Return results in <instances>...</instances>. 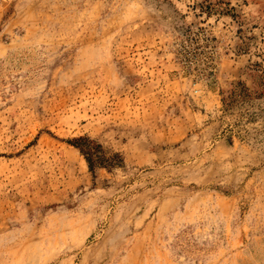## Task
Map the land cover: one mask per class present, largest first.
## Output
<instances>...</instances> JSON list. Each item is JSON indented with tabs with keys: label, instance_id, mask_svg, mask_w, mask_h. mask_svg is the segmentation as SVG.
<instances>
[{
	"label": "rangeland",
	"instance_id": "1",
	"mask_svg": "<svg viewBox=\"0 0 264 264\" xmlns=\"http://www.w3.org/2000/svg\"><path fill=\"white\" fill-rule=\"evenodd\" d=\"M0 264H264V0H0Z\"/></svg>",
	"mask_w": 264,
	"mask_h": 264
},
{
	"label": "trees",
	"instance_id": "2",
	"mask_svg": "<svg viewBox=\"0 0 264 264\" xmlns=\"http://www.w3.org/2000/svg\"><path fill=\"white\" fill-rule=\"evenodd\" d=\"M84 146V145H83ZM82 151L84 152L88 162L90 163V166L92 165V161H93V152H91V149H89V147H82Z\"/></svg>",
	"mask_w": 264,
	"mask_h": 264
}]
</instances>
